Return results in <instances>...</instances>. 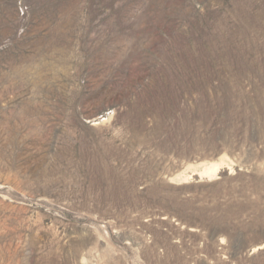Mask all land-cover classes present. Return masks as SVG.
Returning a JSON list of instances; mask_svg holds the SVG:
<instances>
[{"label": "rangeland", "instance_id": "obj_1", "mask_svg": "<svg viewBox=\"0 0 264 264\" xmlns=\"http://www.w3.org/2000/svg\"><path fill=\"white\" fill-rule=\"evenodd\" d=\"M0 264H264V0H0Z\"/></svg>", "mask_w": 264, "mask_h": 264}, {"label": "bare ground", "instance_id": "obj_2", "mask_svg": "<svg viewBox=\"0 0 264 264\" xmlns=\"http://www.w3.org/2000/svg\"><path fill=\"white\" fill-rule=\"evenodd\" d=\"M215 168H216V167H215ZM215 168H214V169H215ZM214 169H213V170H214ZM207 170H208V169H207ZM209 170H212V168H209ZM209 170H208V171H209ZM208 173H209V172H208Z\"/></svg>", "mask_w": 264, "mask_h": 264}]
</instances>
